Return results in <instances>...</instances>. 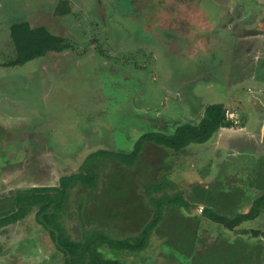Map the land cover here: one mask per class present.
Segmentation results:
<instances>
[{"label": "rangeland", "instance_id": "obj_1", "mask_svg": "<svg viewBox=\"0 0 264 264\" xmlns=\"http://www.w3.org/2000/svg\"><path fill=\"white\" fill-rule=\"evenodd\" d=\"M22 1L0 0V36L6 40L9 38V19L19 16V12L24 10ZM24 1L29 7H34L32 5L35 3L36 6L47 7L48 11L53 9L55 3V0ZM96 3H100L101 12L108 14V18L98 24L91 25V20L96 19L87 18L80 19L79 25L59 26L51 23L49 26L55 30L56 27L66 30L64 36L67 40L63 39L73 47L74 53L78 51L81 55L75 62L77 65L63 67L66 59L46 58L48 55H43L22 66L7 69L18 84L17 92L12 96L21 100L18 101L21 105L16 107L21 108L25 117L31 120L26 124L16 123L13 128H4L0 124V194L34 184H55L59 175L76 171L86 149L101 148L109 152L127 153L142 131L169 130L177 121H195L192 118L199 117L207 104L224 102L225 106L232 108L234 101L230 99L232 94L227 96V84L234 82L243 71L256 70L255 74L264 85V21L257 24V18L251 19L250 25H225L218 21L215 25L207 26L200 18L199 27L195 26L193 30L191 26L193 5L203 6L207 3L213 14H217L221 7L240 6L245 12L242 15L248 13L254 16L256 12L257 17L264 19V0H98ZM131 3L133 8L130 11ZM159 5L162 8L160 11L156 10ZM175 6H181L178 12L182 14L178 15L180 22H173L169 26L175 29L174 33L171 34L169 29L160 31L165 19H171L172 11H177ZM27 10L28 7L25 12ZM234 11L236 9H233V14ZM197 12L202 17V10ZM208 13L203 12L206 19ZM141 18H146L145 22L149 23H156L159 19L163 24L152 27L144 22L139 24ZM62 21L66 22L67 18ZM257 27L259 34L263 35L253 38L251 35L255 33L251 30ZM208 28L213 29L212 32ZM242 50L247 54L244 65L240 63L241 59L238 60ZM253 51L256 56L260 53L263 63L256 68L253 65L258 63V57L256 59L251 54ZM71 53V58L76 59ZM12 58V51L0 53V62ZM45 58L57 66L51 67L48 74L43 67ZM3 76L1 71L0 78ZM47 80L48 83H43ZM38 83L46 90H34ZM240 84L235 94L240 99L239 104L232 108L235 112L248 109L244 100L247 85ZM5 92V88L0 89V97ZM33 109L35 114L26 115L27 111L33 112ZM0 112L6 116L8 112L9 121L17 117L3 102ZM31 127L34 132L48 130L49 135H43L44 144L57 153H33V150L42 148L40 136L35 140L39 145L27 147L29 152L19 154L15 151V147L27 143ZM60 129L65 132L62 137L56 135ZM13 137L15 139L12 140ZM17 138L21 139V144ZM148 144L142 143L139 157L137 155L130 165H120L116 158H108L110 156L104 154L93 158V171L98 174L104 159H107L109 166L101 172L98 192L94 187H89L85 193L77 195L72 191L73 194H70L72 199L66 204V211L73 216L66 219L69 227L66 226V229L71 237L91 231L103 233L111 239L130 237L143 228L137 225L144 212L155 209L151 197L147 196L149 192L156 191L153 197L162 201L163 210L157 224L158 230L152 231L149 244L134 255L126 250L101 246L99 249L105 258L117 259L123 264H264L260 231L252 234L245 230L242 236L229 239L234 235H224V230L216 226L218 224L191 226V216L183 213L189 210L181 208L184 202L180 203V200H185L180 191L186 182L191 181V152L173 154L169 149H158L160 147ZM205 144L207 142L203 145L190 143L188 147L191 150V146L202 148ZM239 148L236 159L223 163L226 167L223 189L226 192L237 189L231 193L239 192L244 197L248 196L249 191L246 190L253 180L252 169L246 166L247 161L253 160V155H249L253 146L243 144ZM161 154L165 155L161 158L162 163L165 158L169 162L179 160L178 169L184 172H177L174 177L177 178L176 186H180L181 190H171L173 188L168 186L164 187V191ZM153 165V168H148ZM127 166H131L130 169ZM140 168L142 173L139 172ZM179 178L181 181H178ZM173 192L177 194V201H172ZM208 229H211V233ZM205 230H208L206 235H211V244L208 245L205 233H202ZM226 258L228 261L224 260ZM61 261L62 257L31 215L16 225L0 229V264H61Z\"/></svg>", "mask_w": 264, "mask_h": 264}, {"label": "crops", "instance_id": "obj_2", "mask_svg": "<svg viewBox=\"0 0 264 264\" xmlns=\"http://www.w3.org/2000/svg\"><path fill=\"white\" fill-rule=\"evenodd\" d=\"M95 1L97 2L98 0H95ZM95 1L88 2V0H85L83 2L81 0H55L53 9H50L48 11L47 7L36 6L35 3L32 5L34 7H29L23 0L22 8L24 10L19 12L20 13L19 16L14 17V18L12 17L11 19H9L7 30L9 32V26L11 24L24 22L30 28L42 27L48 33L59 36L61 38H66L67 40V37L64 36V34L66 33V30L63 27L62 28L56 27V30H57L56 31L54 28L49 27L51 26V23L57 24L59 26L61 24L62 25L63 24L79 25V23H81L79 22L80 19L93 18L96 20H91L90 24L91 25L98 24V22H102L104 19L108 18L107 17L108 14L105 11L101 12L102 7L101 9L99 8L100 3H96ZM27 7H28V10L25 12V9ZM210 7L211 6H208L207 3L203 6H200L199 4L193 5L194 9L191 11V14L192 13L194 14L193 17L191 16V26L194 27L193 30H195V26L199 27L200 21H198V19L200 18L203 19L204 25L207 24V26L215 25L218 23V21L225 23V25H228V24L250 25L251 23L250 20L256 19V18L257 20L255 21H257V24L259 23L262 24L261 22L264 21V19L259 18L255 15L256 12H254V16H252L251 14L248 15L247 12H246L247 15H242L245 12L242 11L243 8H241L240 6H237V8H234V7L230 8L228 6L221 7L220 11L216 9L218 11L217 14L215 13L213 14V12H211V10L208 9ZM0 8H1V4H0ZM132 8H133V5L131 3L130 11L132 10ZM179 8H181V6L177 8L175 6V9L177 11L176 12L172 11V15H170L171 19L166 18L164 25H162L163 23H161L162 21L159 19L157 20L156 23L145 22L146 18H141L139 20V24H144V23L147 25L150 24L151 27L154 25L159 26L160 24L162 25V27L160 28V31L164 32L165 31L164 29H169L171 31V34H173L175 29L169 26L170 24L172 25L173 22H180L181 18L178 17V15L182 13L178 12ZM254 8H257V7H254ZM254 8H251V9H254ZM161 9L162 8L160 5L156 8V10L158 11H160ZM200 9L202 10V17H200L199 13L197 12V10H200ZM233 9H236V11H234V14H233ZM92 10L94 11L93 13H91ZM206 10L210 12L208 13L207 19L203 15V12L204 13L207 12ZM262 15L264 16V13ZM64 18H67L66 22L62 21ZM178 18H179V21H178ZM71 20L72 21L77 20V21L70 22ZM177 26H176V29H177ZM207 30L212 32L213 29L208 28ZM251 31L255 33L254 35H251L253 36V38H255L256 36L261 37L263 35L262 33L259 34L258 27ZM191 33L193 32L191 31ZM72 49L73 47L68 50L67 49L62 50L60 52L49 51L43 55H48L46 58L59 57L60 59L62 58L66 59L65 60L66 64H64L63 67L68 68L69 67L68 65H77L75 64V62H77L78 57L81 56L79 55L78 51L74 53ZM69 50H71L73 53L69 52ZM7 51L8 52L12 51L13 57H14L15 52H14V47L10 39V36L7 40L4 38V36L2 37L0 36V53L1 52L5 53ZM263 52H264V49H263ZM70 53L73 54V57H75L76 59H72ZM251 54L253 56H256V52L254 51ZM43 55L39 57H42ZM246 56L247 54H245L243 50L240 51V57L238 58V60L241 59L240 63H242V65H244V62H245L244 58ZM260 57H261L260 53H258L257 56L255 57L258 61V63L253 65L255 66V68L256 66L263 64L261 63L262 61H260ZM46 58L43 60V64H45L43 67H44V70H46L48 74V73H51L53 66H55L54 68H56L57 66L54 63L50 64L51 62L46 61ZM4 62H0V68H3L1 71L5 75L2 78H0V89L3 90L5 88L6 92L4 96L0 97V104H2V102L3 104L5 103L17 115V117L12 118L11 120L13 121H9L8 118H10V114L7 112V116H6L5 113L0 112V124L4 128L6 127L13 128L12 126L16 123L26 124L28 121L31 120L30 117H25V114H24L25 112H22L21 108L16 107V106L21 105L18 102L21 100L19 98H14L12 96H14V93L17 92L16 90L18 89V84L14 78V75L8 74L9 72L7 70L8 68L11 69L12 67H15V66H22L24 63L19 64V65H14V66H5L3 64ZM48 63L49 65H47ZM61 65L62 63L60 64V66ZM65 70L66 69H64L61 72H64ZM255 72L256 70H253L252 72L249 71L246 73H244L243 71L242 74H239L238 78L234 77L235 78L234 82L230 81V83L227 84V87H228L227 96L229 94H232L230 99L234 101L233 107H235L236 104H239V100H240L238 99L239 97H236L235 95L236 90H237L236 87L239 83H241L240 85H242V83H246L247 91L246 90L245 91L247 92V94L245 95L244 100L248 105L245 102L244 103L247 105L246 107L248 109L246 111L244 110V112L242 111L235 112V111H232L233 107L230 108L229 105L225 106L224 102L221 103L223 104V107L226 110V116L231 123L230 126L218 128L211 135V137L206 141L207 144H205L202 148L191 146V150H190V148L187 145L185 149L183 150V153L182 152L177 153V154L183 155L186 151L187 153L185 154H190L191 152V157H190L191 158V181L186 182L184 184L185 187L182 189V191H180V193H182L181 195L184 196V199L186 202L185 207L183 205L181 206V208H183L185 211L189 210V212L187 213L183 212V213L186 216H191V226L192 227H198L199 225H206V224H213V225L218 224L216 226H220L221 227L220 229L224 230V233H225L224 235H226L227 233H229L230 235L232 234L234 235L233 237H229V239H235V238H238L239 236H242L245 230H249L252 234L254 232H257L258 234L259 231L261 233L264 230V208L260 214L256 215L250 220L242 221L241 223H239L238 225L232 228H227L222 223H219L218 221H213L208 217V216H214V215L230 217L233 213H244L247 210L251 200L264 191V89L261 88V87H264V85L262 84L263 82L260 81V77L256 75ZM35 78L37 79L36 76ZM48 82L49 80L43 81V83H48ZM46 85L47 84L43 86H46ZM36 88L41 89L43 87H41V85L38 83L37 87L34 86V90H36ZM43 89L46 90V88H43ZM9 90L11 91L8 93L7 91ZM229 109L231 111H229ZM129 111L131 112L132 110L130 109ZM31 113L35 114L34 109H33V112L27 111L26 115H31ZM197 118L198 117L194 119L192 118V120H195V121H192V122L188 121V122L194 123L197 121ZM169 120H171V118ZM176 123H179V122L177 121L173 123L169 130H147V131H160L163 133H165L164 131L170 132V130H172L171 128ZM38 132L39 131L34 132L33 128L31 127L30 132L28 131L29 135L27 134L28 135L27 143L25 144H21L22 143L21 139L19 140L17 138L20 141L21 146H19L18 148L15 147V151H17L19 154L20 153L24 154V153L29 152L30 150L29 148L27 150V147L33 144L39 145V143H36L35 140L37 137L40 136L42 137V140H43L42 148L39 147L41 148V150H39L38 148V149L33 150L32 152L36 154L37 152L39 153L41 152L43 154H48L50 152H53V154L57 153V152L52 151L48 146H46V144H44L45 139L43 138V135L44 134L49 135L47 133L48 130L45 129L42 132H39V133ZM143 132H146V131H142V133ZM62 133H65V132L60 129L56 135L62 137L63 135ZM16 136L18 137L19 135H16ZM11 139L13 140L15 139V137ZM204 143H202V145ZM243 144L253 146V148L251 149L252 152L249 153V155L250 154L253 155L251 157L253 160L246 162V166H248V169L249 170L252 169L253 180H251L252 185H249L246 190V192L249 191V194L248 196H244L245 198L243 197V194L239 192L231 193L237 189H234L233 191H229V192H226L223 189L224 174H225L224 171L226 170V167L223 166V163L227 162V160L231 161L234 158L236 159L240 153L239 146ZM94 149L96 148H93L92 150L86 149L83 152V155H82L83 158L86 153L92 152ZM197 152L198 154L202 152L201 156L200 155L198 156ZM33 157H34V154H33ZM162 157H165V155L164 154L160 155V161ZM83 158L81 159V161L83 160ZM178 161L179 160H173L169 162V161H166V158H165V161H163L164 163H162L161 161L162 163L161 171L164 172L165 174V175H162L163 188L170 186L171 188H173L171 190H177V189L181 190L180 186L179 188L176 186L177 183L175 182V180L177 178L174 177L177 172H181V173L184 172L182 169H178L179 168ZM77 166H79V164H77ZM179 180L180 178L178 179V181ZM165 190L166 189L164 188V191ZM201 208L204 209V214L201 212ZM166 209H168V207H166ZM223 211H225V213H223ZM150 214H151V211H145L143 215L144 219L146 220ZM254 218H257V220L255 221ZM247 223H250V224H247ZM252 227H256L257 229L252 228ZM208 230H210L209 233H211V229H208ZM208 230H205V232H202V233H205V240H206L207 245L211 244V241H210L211 235H206V231ZM260 240H261L260 245L263 247V241H262L263 237H260ZM198 247H199V244H198ZM249 248H252V246H250ZM224 260L228 261L227 258ZM263 262H264V256H263ZM258 264H261V262H258Z\"/></svg>", "mask_w": 264, "mask_h": 264}, {"label": "trees", "instance_id": "obj_3", "mask_svg": "<svg viewBox=\"0 0 264 264\" xmlns=\"http://www.w3.org/2000/svg\"><path fill=\"white\" fill-rule=\"evenodd\" d=\"M8 33L15 54L12 59L3 63L5 66L23 64L49 51L60 52L71 48V45L63 38L48 33L42 27L30 28L24 22L11 24ZM230 124L223 105L221 103H210L203 107L202 114L194 123L179 122L167 133L160 131L141 133L128 153L109 152L96 148L84 155L76 171L59 175L55 184L49 186L34 184L0 194V229L16 225L31 215L34 223L46 233L54 250L62 257L61 264H123L117 259L105 258L99 248L105 246L107 248L126 250L134 255L133 253L146 247L149 244L152 231L156 230L160 221L161 209L163 210L162 201L153 197L156 193L155 191L148 193L147 197H151L150 199H152L156 207L154 206L155 209L151 211L146 220L144 217L141 218V222L137 226H143V228L130 235V237L111 239L103 233L91 231L87 234H78V237L72 238L70 232L68 233L66 229V226L68 227L66 219H71L73 216L70 211H66V204L69 199H72L70 194L75 192L77 195L81 192L85 193L86 188L89 187H94L97 189L96 192H98L101 186L99 182L101 172L103 168L109 166L108 162H106L107 159H104L103 165L98 168V174L95 170L93 171V167H95V165L91 164L93 158L104 154L105 156H110L108 158H116L118 160L116 162L120 165L124 163L130 165L138 155L143 142L152 144L157 148L160 147L158 149L162 147L169 149L173 154L181 153L189 143L202 144L218 128L228 127ZM127 167L130 169L131 166ZM153 167L154 165L150 166V168ZM139 172H141V168ZM173 193L172 201H177V194L176 192ZM182 202H184L185 207V200H180V203ZM263 208L264 191L251 200L244 213H233L230 217L221 215L208 217L213 221L222 223L227 228H232L242 221L250 220L260 214ZM174 210H177V207H174ZM201 212L204 214L203 208H201ZM73 219L75 220V217ZM86 225H84L85 228L88 227ZM261 235L264 247V230ZM260 247L262 249V246Z\"/></svg>", "mask_w": 264, "mask_h": 264}]
</instances>
